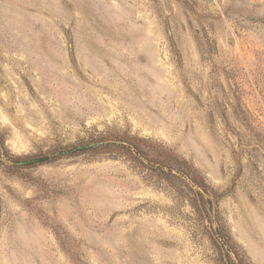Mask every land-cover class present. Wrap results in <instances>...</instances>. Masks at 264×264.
Segmentation results:
<instances>
[{
    "label": "rangeland",
    "instance_id": "rangeland-1",
    "mask_svg": "<svg viewBox=\"0 0 264 264\" xmlns=\"http://www.w3.org/2000/svg\"><path fill=\"white\" fill-rule=\"evenodd\" d=\"M125 137L196 167L264 264V0H0V264H226L134 154L51 156Z\"/></svg>",
    "mask_w": 264,
    "mask_h": 264
},
{
    "label": "trees",
    "instance_id": "trees-1",
    "mask_svg": "<svg viewBox=\"0 0 264 264\" xmlns=\"http://www.w3.org/2000/svg\"><path fill=\"white\" fill-rule=\"evenodd\" d=\"M105 140H113V142L97 146V149L114 148L124 153L134 154L136 159L143 163L146 162L148 166L164 174L167 179L177 181V184L188 190L190 203L195 208L198 216L209 222L211 237L225 263L246 264L243 251L225 230L223 220L216 206L218 197L213 198L214 192L196 167L166 147L154 150L156 157H150L139 143L140 139L135 137ZM0 152L4 154L1 147Z\"/></svg>",
    "mask_w": 264,
    "mask_h": 264
},
{
    "label": "water",
    "instance_id": "water-1",
    "mask_svg": "<svg viewBox=\"0 0 264 264\" xmlns=\"http://www.w3.org/2000/svg\"><path fill=\"white\" fill-rule=\"evenodd\" d=\"M69 46L71 48V41L69 40ZM109 142H113V140H103V141H98V142H94V143H90V144H85V145H78L76 147H74L73 149H70V150H63V151H57L55 153H53L51 156H55V155H59V154H67V153H70V152H73L75 150H81V149H88V148H92V147H95V146H100V145H104V144H107ZM4 161L12 164V165H24V164H27V163H30V162H34L36 161L37 159H30V160H20V161H17V160H10V159H7V158H3Z\"/></svg>",
    "mask_w": 264,
    "mask_h": 264
}]
</instances>
